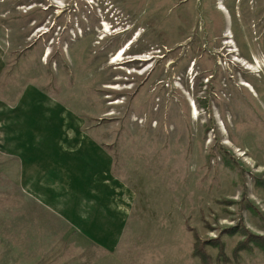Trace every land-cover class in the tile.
Wrapping results in <instances>:
<instances>
[{"label": "rangeland", "instance_id": "obj_1", "mask_svg": "<svg viewBox=\"0 0 264 264\" xmlns=\"http://www.w3.org/2000/svg\"><path fill=\"white\" fill-rule=\"evenodd\" d=\"M0 102V224L35 134L108 152L129 205L110 252L64 222L11 254L0 225V264H202L199 240L212 264H264L237 249L264 236V0H0Z\"/></svg>", "mask_w": 264, "mask_h": 264}, {"label": "crops", "instance_id": "obj_2", "mask_svg": "<svg viewBox=\"0 0 264 264\" xmlns=\"http://www.w3.org/2000/svg\"><path fill=\"white\" fill-rule=\"evenodd\" d=\"M16 105L21 107L12 110L25 111L28 104L20 101ZM26 116L24 113L21 120L24 123L28 122ZM29 141L32 145L23 151L25 160L19 172L24 194H19L15 202L10 198L6 214L1 215L0 225L7 226L3 234L8 252L46 253L49 240L63 236L64 222L69 230L91 243L94 254L97 250L112 251L122 234L129 205L127 196L125 202L118 198L121 189L112 176L111 155L94 148L90 141L81 144L79 139L55 134H35ZM14 156L21 157L22 151H15ZM22 211L24 226L17 215ZM93 259L95 263L96 256ZM11 261V256L7 257V263Z\"/></svg>", "mask_w": 264, "mask_h": 264}, {"label": "trees", "instance_id": "obj_3", "mask_svg": "<svg viewBox=\"0 0 264 264\" xmlns=\"http://www.w3.org/2000/svg\"><path fill=\"white\" fill-rule=\"evenodd\" d=\"M245 232H246V234H244L245 237L239 243V245L237 246V249H251V245L254 244L258 246L264 252V236L255 235L247 231ZM210 242L220 246L217 239H211ZM203 245L204 243L200 242V240L195 243L194 255L200 259L202 264H212L211 257L205 251Z\"/></svg>", "mask_w": 264, "mask_h": 264}, {"label": "bare ground", "instance_id": "obj_4", "mask_svg": "<svg viewBox=\"0 0 264 264\" xmlns=\"http://www.w3.org/2000/svg\"><path fill=\"white\" fill-rule=\"evenodd\" d=\"M222 6H223V5H222ZM219 8H220V11H223V9H221V7H219ZM131 44H132V43H131ZM131 44H129L127 47H125V49L123 48V47H124V46H123L122 48H123L124 50H121V49H122V48H121L120 50L117 51V53H116L115 55L112 56V57L115 58V59H114V58L112 59L113 62H114L113 64H120V63H117V62H120L119 60H121V61L123 60L124 56L127 54L126 52L129 50V47H130ZM115 56H116V57H115ZM140 58H141L142 60H137V59H134V60H135V61H142V62H143V60H144V62H145V59H149L148 56H147V57H143V58L140 57ZM111 62H112V61H111ZM257 67H258V69L260 68L259 66H257ZM247 68H250V67L247 66ZM247 68H246V69H247ZM262 68H263V67H262ZM258 69H255V72H258ZM245 85H246V84H245ZM113 86H114V85H111V86H105V87H106V89L109 88V89H112V90L115 91L116 88H113ZM114 87H115V86H114ZM246 87H249V88L251 89V91H252V93H253L254 96L256 95L254 89H253L250 85H248V86L246 85ZM117 89H118V88H117ZM117 103L119 104V101H118V102H113L112 105H116ZM190 116H191L192 118H194V116H196V119H198V110H197V108H196L195 106L192 107V105H191V108H190ZM221 127H222V129H223V128L226 129V128H225V125H222V124H221Z\"/></svg>", "mask_w": 264, "mask_h": 264}]
</instances>
